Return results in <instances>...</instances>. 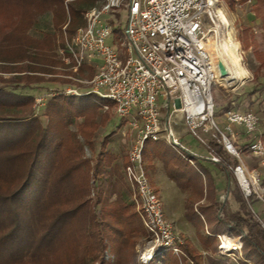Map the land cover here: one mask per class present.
<instances>
[{
  "label": "trees",
  "instance_id": "16d2710c",
  "mask_svg": "<svg viewBox=\"0 0 264 264\" xmlns=\"http://www.w3.org/2000/svg\"><path fill=\"white\" fill-rule=\"evenodd\" d=\"M66 1L70 2L0 0V52L14 53L15 63L23 62L28 69L17 71L21 74L17 79L19 84L28 87L33 81L44 79L39 75L41 67L30 66L35 58L30 53L32 50L40 54L52 52L57 42L53 35L32 38L28 30L39 14L53 11L54 26L61 30L63 41ZM76 1L83 4L79 12L84 14L98 0ZM255 1L257 15L264 18V0ZM84 6H87L85 11ZM69 26L65 29L71 37L78 27L68 29ZM257 56L262 60L261 53ZM58 62L50 59L46 64L56 66ZM85 68L88 66H83L80 71ZM55 80L60 81V78ZM86 96L73 98L58 93L52 97L45 108L48 123L43 126L33 114L32 96L5 92L0 88V264H89V261L104 264L106 242L119 256L133 247L137 235L147 233L132 205L125 200L128 191L122 177L113 180L115 168L102 170L107 163L101 158L92 166L91 161L82 156V144L68 130L74 119L84 118L78 132L87 146L92 145L90 136L97 125L86 130L85 125L98 112L96 104ZM101 119L107 118L101 114ZM261 140L264 142V132ZM208 147L221 159L219 164L230 180L233 174L222 147L217 143ZM100 178L103 182L92 201L91 192L96 190L94 183ZM32 186H35V193L26 197L24 193ZM238 188L240 190L239 185ZM106 194L116 198L109 201ZM232 196L239 203V209L229 212L219 207L218 218L234 236L242 235L244 243L241 239L240 243L245 259L252 260L256 255L264 261V228L258 223L251 224L249 218L242 216L246 211V200L241 190H235ZM97 206H100V213H96ZM211 240V237L202 238L207 250L211 249ZM182 249L186 257L168 253L162 257L163 263L187 264L190 260L200 264L203 254L189 240L183 241ZM210 264L230 263L212 260Z\"/></svg>",
  "mask_w": 264,
  "mask_h": 264
},
{
  "label": "built area",
  "instance_id": "2783aa9c",
  "mask_svg": "<svg viewBox=\"0 0 264 264\" xmlns=\"http://www.w3.org/2000/svg\"><path fill=\"white\" fill-rule=\"evenodd\" d=\"M222 1L98 0L84 12V25L58 49L62 60L71 63L75 72L82 66L97 68L86 94L111 102L116 115L128 120L129 129L135 132L124 172L131 202L148 236L139 255L142 264H150L168 253L186 257L183 239L165 214L143 158L145 141L164 140L186 162L194 164L196 153L183 144L175 130L179 123L200 145H206L205 138L209 137L237 160L230 170L251 213L264 227L263 214L256 206L264 203V188H260L256 175L247 173L241 157L247 145L250 156L264 165L261 117L252 110L242 111L233 102L224 112L223 127L215 118L212 90L221 85L215 68L221 76L226 72L213 55L209 36L227 25L219 13ZM121 18L126 27L119 32ZM68 93L77 91L69 89ZM160 99L166 101L165 114L158 107ZM236 126L244 129L246 141L238 142ZM206 158L221 161L213 154ZM206 234L217 238L219 253L224 254L220 249L221 233L212 234L206 227ZM238 238L242 239V235Z\"/></svg>",
  "mask_w": 264,
  "mask_h": 264
},
{
  "label": "rangeland",
  "instance_id": "374dc122",
  "mask_svg": "<svg viewBox=\"0 0 264 264\" xmlns=\"http://www.w3.org/2000/svg\"><path fill=\"white\" fill-rule=\"evenodd\" d=\"M67 2V1H66ZM68 4V5H67ZM65 4L63 9L64 21L66 24L62 26L63 29V41H61V30L54 26L53 11L46 10L36 17L34 25L28 30V34L35 39H42L46 35L54 36L57 44L52 52L37 53L32 50L30 55L35 56L34 60L31 61L30 66L41 67L42 73H39L42 78L41 82L33 81L28 87L23 86L17 82V79L21 77V74L17 71L28 70L25 67L26 64L23 62L15 63V54L12 52H0V88L4 89L5 92H14L23 96H32L33 102V114L39 119L43 126L48 123V118L45 116V108L47 102L57 95L62 93L63 96H69L73 98H91L93 103L97 106L98 115L87 121L86 128L96 124V128L92 131L90 136L91 146H87L84 142V138L81 137L78 132L79 125L84 122V118H76L74 122L68 127L70 133L75 134L76 139L82 144V156L91 161L93 166L98 158L104 160L106 166L102 170H116L113 171L115 178L121 176L126 189L128 191L125 196V200L129 205L134 206L131 202V190L129 184L125 179L124 167L127 162V153L130 149L131 142L134 140L135 132L131 131L128 127V120L120 118L116 115L112 103L106 100H100L94 94H86L90 89L89 81L93 78L97 68L88 66V68L75 72L72 68L71 63H67L62 60L58 53V49L63 47L66 40L72 38L68 36L66 32V26L70 24L69 28L79 27L83 24V14H80V8L82 3L76 0H70ZM87 9V6H84ZM256 1L255 0H223L220 4L227 17V25L216 30L215 33H210V41L212 52L215 57L225 55L223 53V46L229 44L230 36L233 37L239 45L238 53L241 57L242 66L247 69L248 75L243 80L241 85H236L238 81L232 80V82H222L221 85L213 87L212 93L215 100V115L226 111L234 102L242 111L252 110L261 117V123L259 130L261 133L264 132V18L259 17L256 13ZM23 9V7L21 8ZM84 25V24H83ZM126 22L121 18V24L119 26V32L125 30ZM77 30V28H76ZM75 30V32H76ZM74 32V33H75ZM224 44V45H223ZM262 54V60H258L257 54ZM10 59V60H9ZM60 61L58 65H47V60ZM218 59V58H217ZM263 62V63H262ZM95 63H98L95 61ZM29 65V64H28ZM25 67V68H24ZM90 68V69H89ZM49 74H48V73ZM18 73V74H17ZM59 80H55L56 78ZM64 80L63 82L61 81ZM234 85H236L234 87ZM232 86V87H229ZM238 86V87H237ZM73 89L76 93H68L66 91ZM166 101L163 99L159 100L158 107L164 114L167 111ZM108 106V108H106ZM9 116V112L6 113ZM101 114L104 115L106 120L102 121ZM88 124V126H87ZM87 126V127H86ZM176 132L180 134L185 131V127L182 123L175 125ZM187 133V132H186ZM183 144L191 143L196 148L199 143L190 133L183 134L180 138ZM206 145L201 144L199 148H206L211 143H217L220 146L221 143L211 140L209 137L205 138ZM247 140V137L243 139ZM223 154L229 161L230 165L237 164V160L230 154H228L223 148ZM101 153L103 155H101ZM206 156H210L206 153ZM112 157L113 159H111ZM151 157L158 158L162 163L158 162L159 169L162 174H166L171 178L172 184L170 183L169 189L160 190V197L165 206V214L167 218L174 225L176 232L181 236L183 241L185 239L193 243V246L197 251L203 254V259L200 260V264H210L213 261L229 262L230 264H241L245 262L247 264H264V261L259 256H254L252 260L245 259L242 255V250H235L232 254L219 253L218 241L214 236H208L206 234V226L210 233L216 234L217 232H229L234 238L231 230L224 226L218 218L219 207H224L229 212L231 210H238L239 205L235 202V198L232 193L240 192L236 179L232 176V187L230 191L226 189V180L220 173L215 174V179H212L209 170L201 165V162L194 158V164H190L182 158V156L169 146L164 140L152 141L147 140L144 143L143 158H148L152 162ZM245 161L246 167L249 171L259 178L261 183V189L264 188V165L260 163V160L253 159L250 156L248 146L244 147L241 155ZM205 161V160H204ZM145 162V160H144ZM207 162V161H206ZM146 168V163H145ZM147 172V171H146ZM251 175V174H250ZM103 182V179H98L94 191L91 192L90 198L92 201L96 199V191ZM174 184V185H173ZM177 186V187H175ZM183 191L185 197L183 200L185 208V217L189 225L196 231L183 230L181 224L183 220L180 219L183 213L179 210L178 213L171 210L178 206L179 192ZM35 186H32L27 192L24 193L26 197H30L35 193ZM242 192V191H241ZM243 194V193H242ZM241 195V193H240ZM109 201L116 198L115 195L106 194ZM207 197V198H206ZM255 199V195L249 198V203ZM181 200V201H182ZM245 200V198H244ZM246 202V201H245ZM182 203V202H181ZM246 202V211L242 213V216L250 220L251 224H262L255 219L254 215L249 209V205ZM184 211V210H183ZM96 213H100V206L96 207ZM168 213V214H167ZM260 214L264 213V203L260 208ZM172 214V215H171ZM252 219V220H251ZM141 220V219H140ZM264 222V216H263ZM142 222V221H141ZM143 224V223H142ZM144 227V226H143ZM263 227V226H262ZM264 228V227H263ZM183 230V231H182ZM218 234V233H217ZM197 235V236H196ZM190 236V237H188ZM199 239H198V238ZM211 237V249L207 250L202 243V238ZM191 238V240H190ZM232 242V248L238 246L239 243L235 239L226 237L224 245L228 241ZM244 243L243 238L241 239ZM148 243L147 233L143 235H137L134 238V244L131 249H128L125 254L119 256L111 251L110 243L106 242L107 249L104 252L103 258L104 264H142L139 261L140 251L145 248ZM185 252V251H184ZM207 257V258H206ZM119 261V262H118ZM93 262L89 261V264ZM150 264H164L162 258L156 259ZM187 264H193L192 261L187 260Z\"/></svg>",
  "mask_w": 264,
  "mask_h": 264
},
{
  "label": "crops",
  "instance_id": "0c3cea01",
  "mask_svg": "<svg viewBox=\"0 0 264 264\" xmlns=\"http://www.w3.org/2000/svg\"><path fill=\"white\" fill-rule=\"evenodd\" d=\"M215 118H216V121L220 124V126L223 127L224 124H225L224 111H222L221 113L215 115ZM234 130H235V132L237 134L238 142L239 143L244 142L243 139L246 137L245 132H244V129L242 127L236 126L234 128ZM183 134H187V133L185 131H183L180 134V132H179L180 138L182 137ZM186 144H187L186 146H188L189 148H191V150L196 153V157L195 158L201 162V165H203L204 167H206L209 170L212 179H215V174L218 173V172L220 173V175L223 176V178L226 180V189H228V191H230V189L232 187L231 185H232L233 182H232L231 179L229 180V178L227 177V173H226L225 169L223 168V166L221 164H219L220 162L219 163L213 162L210 158H206V153L207 152L209 153V155L210 154H213L214 155L215 153H213L212 151H210L208 149L209 147L199 148L200 144L196 148H194L191 145V143H187L186 142ZM222 154H223V151H222ZM223 156H224V154H223ZM224 158H226V157L224 156ZM151 159H152V162H150L148 158H144L145 163H146V171H147V175L149 177V180H150L151 185L154 187V189L160 195V192L158 191V189H160V190H164V189L166 190L167 189L168 190L169 189L168 186H170V183L172 184V181H171V178H169L168 175L161 173V171L159 169V166H158V162L159 163H162V162L158 158H155V157H151ZM175 187H177V186H175ZM177 191H178V189H177ZM178 192L179 193L177 195L179 196V200H180L179 203H178L179 205L176 206V207H174V208H172L171 210H173V213L174 212H177L178 213L179 210L183 213V216H181L180 219H177L176 220V221L183 220L182 221V224H181V229H183V230H192L193 228L186 221V217H185V208H184V203H183V200H184V197H185V193L183 191H178ZM182 198H183V200H182ZM161 199H162V197H161ZM235 202L239 205V203L237 201H235ZM163 206H164V202H163ZM256 206H257V209L260 211V208H261L262 205L260 203H256ZM164 210H165V206H164ZM263 216H264V213H263ZM193 231H195V230L193 229ZM188 237H190V236H188ZM190 240H191V238H190Z\"/></svg>",
  "mask_w": 264,
  "mask_h": 264
},
{
  "label": "bare ground",
  "instance_id": "6f19581e",
  "mask_svg": "<svg viewBox=\"0 0 264 264\" xmlns=\"http://www.w3.org/2000/svg\"><path fill=\"white\" fill-rule=\"evenodd\" d=\"M219 13L221 15V18L228 23L225 12L222 9H220ZM238 48H239L238 42L233 37L230 36L229 44L227 43L223 46V53L226 58L222 56L216 57L218 58V61H220L221 64L224 66L226 72L225 76H221L218 68H215V73L217 75V80L219 83L222 84L223 81L232 82V80L234 79V81L236 80L238 81L237 84H240L241 82H243V80L247 78L248 71L241 64V57L238 53ZM221 77H225V78L221 79ZM246 170L247 173L249 174L251 173L247 167ZM221 235H222L221 237L222 241H221L220 249L223 251V253L232 254L233 251L240 250L242 248L239 238L232 237L228 232H222ZM226 237L235 239L237 243H239L238 246L232 248V242L230 240L227 242L226 245H224V242L226 241Z\"/></svg>",
  "mask_w": 264,
  "mask_h": 264
},
{
  "label": "water",
  "instance_id": "95a60500",
  "mask_svg": "<svg viewBox=\"0 0 264 264\" xmlns=\"http://www.w3.org/2000/svg\"><path fill=\"white\" fill-rule=\"evenodd\" d=\"M221 71H222V74H224L225 72H224V70L221 68Z\"/></svg>",
  "mask_w": 264,
  "mask_h": 264
}]
</instances>
